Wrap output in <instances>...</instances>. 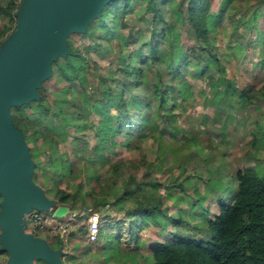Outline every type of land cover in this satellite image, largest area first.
<instances>
[{"label": "trees", "instance_id": "16d2710c", "mask_svg": "<svg viewBox=\"0 0 264 264\" xmlns=\"http://www.w3.org/2000/svg\"><path fill=\"white\" fill-rule=\"evenodd\" d=\"M143 1L147 15L142 18L150 21L148 40L137 48H130L127 54L119 53L116 65L110 63L106 72H102L97 64L85 65L82 60L88 59L81 54L82 48H77L68 38L69 51L52 62V72L48 76H56L62 99L51 100L50 91L42 87L45 79L38 88L37 99L15 106L17 113H11L13 123L32 144L29 150L31 157H35L34 168L42 169L43 181L52 180L56 185L50 192L57 205L87 207L92 212H104L103 218L111 217V206L117 212H124L112 223L119 228L124 217L128 218L127 231L140 254L128 252L123 261L132 264H264V173L257 167L242 165L233 174L237 187L232 201L223 198V191L217 193L218 211L213 216H206L204 211L209 213L204 205L208 198L207 185L201 191L198 180L189 176L187 170L181 173L183 177L164 184L160 176H152L155 166L145 154L136 165V168L148 165L149 171L142 178L133 172L127 173L122 160L114 159L119 147L143 152V131L160 129L158 119L169 127L172 139H177L179 134L186 139V152L208 153L200 137L189 130L194 128L192 123L185 128L181 120L188 119L185 113L189 97H195L196 91L200 93L194 80H202L209 68L213 67L222 79L210 98L211 104L219 105L229 99L233 103L238 93L243 103L264 95V84L258 89L251 83L239 86L214 49L217 45L211 34L224 14L222 7L212 10L218 0H172L178 8L171 12L170 0ZM20 2L0 0V45L16 28V11ZM134 7L132 0H115L112 9L105 10L99 18V28L94 29L90 22L86 30L89 32L91 27L94 43L85 46L86 51L97 49L101 36L108 42L114 37L112 28L103 22L109 14L113 15V28L117 30L126 26V13ZM259 9L256 5L244 21L245 25L264 23V13ZM137 33L143 34L144 31L139 28ZM183 33L187 42H184ZM135 36L131 31L124 38L125 43H134ZM238 42L245 45L255 43V40ZM122 44L118 43L119 52ZM136 53L141 54L140 60L135 58ZM163 66L171 73L168 79L158 68ZM114 70L126 78L116 76ZM91 72L96 76V82L90 87L92 91L87 88ZM147 72H156L159 79H154L150 84L151 91L141 96L135 93V89L147 85ZM75 82L84 93L82 98L77 94ZM175 86L178 95H168V88ZM155 99L158 101L156 108L152 106ZM35 113L47 117L51 125L32 122L29 117ZM84 129L93 131L94 139L92 141V136L86 134H72L69 144L73 151L90 150L84 166L75 168L70 152L61 147L65 146L67 135ZM170 153L173 155L174 151ZM176 157L175 154L173 159ZM132 159L129 157L130 161ZM176 166L181 167V164ZM169 168L161 176L172 170ZM58 176L63 185L55 179ZM211 190L216 189L212 186ZM198 222L207 225L208 233L201 237L191 235ZM150 227H156L159 236L156 239L145 237L144 240L143 236ZM101 231L102 226L99 231L102 236ZM120 237L121 231L116 237L118 243ZM1 244L0 240V257L8 253Z\"/></svg>", "mask_w": 264, "mask_h": 264}, {"label": "rangeland", "instance_id": "374dc122", "mask_svg": "<svg viewBox=\"0 0 264 264\" xmlns=\"http://www.w3.org/2000/svg\"><path fill=\"white\" fill-rule=\"evenodd\" d=\"M132 2L135 3V7L132 9H128L129 11L126 13V26H120L119 29L116 30L113 28V15L109 14L105 18V21L103 22L112 28L114 37L110 42H108L102 36L101 38H98L100 46L97 49H88V51H86V49L84 48L85 46L94 43V40L91 36V27L89 29V32L88 30L80 33L73 32L68 36L69 40L72 41L74 45L77 46V48H82L80 51L81 54L83 56H86V58L88 59V61L82 60L85 65L89 63H91V65L97 64L99 70H101L102 72H106L110 63L116 65L119 53L127 54L130 48H137L144 41L148 40L150 34V31L148 30L150 21H145L143 19L147 15L146 6L143 3L144 1L132 0ZM113 3H115V0H111L110 2L105 4L102 8L101 14L96 17L93 22L90 23V26H92L94 29L99 28V18L102 17V13H104L105 10L112 9ZM256 5H258V7L260 8L259 10L263 11L264 13V0H223L222 3L220 2V0H218L213 4L212 7V10L214 11L222 7L224 12L223 16L220 18L219 23L216 24V31L211 34L214 40V44L216 43L217 45L214 49L219 55L221 61L226 64L227 69L230 70L231 76L236 79V82L238 80L241 86H243L245 83L251 82H255L253 83L254 85H259L261 84V79L264 76V62L257 66L252 65V62L254 60H264V23L258 26L253 24L245 25L244 23V21L249 17L252 10L256 8ZM175 8H178L177 4H173L172 0H170L169 12L173 11ZM139 28L143 29V34L137 33ZM131 31L136 35V41L132 44L125 43L126 40L124 38L127 37ZM183 39L184 42H187L188 40L185 33H183ZM248 39L255 40V43H246ZM239 40L246 44H240L238 42ZM119 42L123 43L121 45V52L117 50ZM144 51H146L145 47ZM135 58L137 60H140L142 58L141 54L136 53ZM158 68L161 70L165 79H168V77H170L171 73L167 71L164 66ZM189 68L190 66H188V69ZM190 69H192V65ZM114 71V74L116 76H119L122 79L126 78V76L121 74L120 71ZM147 74L149 73L147 72ZM89 77V85L87 87L88 89H90V87L94 85V82H96V76L94 73H89ZM145 77L148 81L147 85L135 89V93L141 96H143L145 92L151 91L152 87L150 86V84L154 81V79L156 81L159 79V76L158 74H156V72L150 73ZM220 81L222 82V79L218 76L216 70L213 67L209 68L208 72L203 76L202 80H194L196 84L195 86L199 89L198 91L200 93L196 91L195 97H189V101L186 104L187 112L185 113L186 116H188V119L181 120V123L185 128H188L189 122L192 123V126H194V128H192V130H189L200 137V140H202L203 143L207 146L208 153L199 154L195 151H193L192 153L186 152V139L182 137L181 134L178 135L177 139H172L169 135V127H167L161 119H158L157 121L161 126L160 129L153 132L151 129L143 131V139L141 145L144 153L140 149L136 148L127 151L124 148L119 147L117 154L114 155V159L119 158L120 160H122L124 166H126L125 170L127 173L133 172L138 178H142L149 171L148 165L143 164L138 168H136V165H138V160L142 157V154H145L149 162H151L155 166V168H153L151 172L152 176H160V180L164 184L171 182V180L176 179L179 176L183 177L181 173L183 172V170H187L189 176H193L194 180H198L201 191H203L205 185H207L206 192L210 199H207L205 201L208 205L205 203L204 205L207 206V209H209V213L207 212L208 210L204 212L205 214H210L212 216L218 211L219 205L217 197L215 201H212L213 199H211V196L213 194L215 195L216 191L218 194L223 191V198L232 201L235 196L237 187V181L234 179V177H230V173L233 170H230V168H228V165L231 163L233 143L232 125L230 122L231 119H229L228 117V113L231 114L232 112V101L230 99L228 101L223 100L219 105H216L213 102L211 104L210 101V98L216 92V86L220 85ZM74 84L77 94L79 93L78 95L82 98V96L84 95L82 89L79 87L77 82H75ZM44 86L50 91L49 97L51 98V100L54 101L62 99L63 95L61 94L59 96L60 87L59 83H57L56 76L48 79L46 78V80L43 82L42 87ZM177 88V86L168 88V95H178ZM90 91H92V89H90ZM127 93L129 94V92ZM206 96L208 97V99H206ZM139 99L142 100V98ZM145 104L146 101H144V105ZM156 105L158 106V101L155 99V102L152 104V106L156 108ZM146 111L147 110H145V113H147ZM11 113H17L15 106L11 108ZM146 116H148V113L146 114ZM29 119H31L32 122H43L44 125H51L52 123H50L47 117H43L42 114L39 113L32 114ZM228 121L230 123H228ZM223 122H227V124L224 125ZM73 133H77L78 135L86 134L87 137L92 136V141L94 139V135L93 131L87 129L77 132H71L69 135H67L66 144L61 148L70 152L73 160L72 163L76 168L79 166H84V159L87 154H89L90 150L87 149L80 153H77L78 151H73L74 149L69 144ZM26 143L28 144V146H32L31 143L29 144L27 141ZM79 145H81V143H79ZM92 145L93 144L91 143V146ZM170 151H174L173 155L170 153ZM175 154L177 155V157L174 159H176L178 162L173 159V156ZM129 157L133 158L132 161L129 160ZM31 158L33 159V161L35 160V157H33V155ZM42 159H44V157H42ZM43 161L45 162V160ZM178 163L181 164V167L175 166L178 165ZM169 167L172 170H168L165 175L161 176L164 173V170ZM50 172L51 170L48 171V173ZM59 172L60 171L56 172V176ZM41 174V168H34L31 179L42 186V189L46 194H48V196L53 197V193L50 192V189L53 191L56 185L53 184L54 182L52 180L43 181L45 180V177L41 176ZM55 179L58 180L60 185L64 184V182L62 183V180L59 178V176ZM118 180L120 181V177L118 178ZM207 180L211 181L206 184L205 181ZM187 185L190 186L191 184ZM212 186L216 190L212 191ZM1 199L2 195L0 194V200ZM111 200H113V198H111ZM111 209L114 210V220H117L119 217H122L124 215V212H117L114 208ZM124 218L125 219L122 221L119 228L116 227V224L114 225L108 220L101 223L102 239L105 242V246H107L105 248V256H113L114 258H116L113 253H118L119 248L117 247V240L112 236L113 232H115L116 236L118 235V232L121 231V248H123L124 250L127 249L129 252L135 251V241L130 238V235L127 231L129 221L127 217ZM197 224L198 226L193 229L194 233L191 235L201 237L204 236L205 233H208L207 225L205 222H198ZM80 227L76 228V235L87 233L86 223L81 225ZM24 230H28V227H26ZM156 230H158L156 227H150V229L145 233V236L149 237L150 239H156L159 236H157ZM30 233L34 236L40 237L42 234V230L34 229L30 231ZM46 237L47 239H49L46 240V243L49 244L51 235H47ZM51 245L54 246L55 244L53 243ZM79 246L81 245L79 244L78 247ZM95 247H97V245ZM126 256L127 255H125L124 257ZM0 259L2 261L1 264H8L9 254H3ZM41 259L42 258H36L33 259L32 262H34V264H43Z\"/></svg>", "mask_w": 264, "mask_h": 264}, {"label": "water", "instance_id": "95a60500", "mask_svg": "<svg viewBox=\"0 0 264 264\" xmlns=\"http://www.w3.org/2000/svg\"><path fill=\"white\" fill-rule=\"evenodd\" d=\"M110 1L22 0L16 28L0 45V240L9 254L8 264H31L36 258L63 264L60 248L24 230L26 215L33 208H54L56 217L76 215L31 179L34 161L13 123L11 107L39 97L38 88L51 74L52 62L69 51L68 36L84 32Z\"/></svg>", "mask_w": 264, "mask_h": 264}, {"label": "crops", "instance_id": "0c3cea01", "mask_svg": "<svg viewBox=\"0 0 264 264\" xmlns=\"http://www.w3.org/2000/svg\"><path fill=\"white\" fill-rule=\"evenodd\" d=\"M258 62L261 61L254 60L252 62V65H260L261 63ZM253 83L255 82H251V84ZM260 83L262 85L264 84V76L261 79ZM261 84L253 85L258 89L262 86ZM238 85L241 86L239 82ZM231 109V114L228 113V117L229 119H231L230 122L232 125L233 136L231 163L228 165V168H230V170H233L230 173V177L232 178L233 174L237 170L242 168V165L255 166L264 173V95H257L256 97L249 99L248 101L245 100L243 103L240 94L238 93L236 95L235 101H233L232 103ZM230 122L228 121V123ZM223 124L225 125L227 124V122H223ZM216 194L217 192H215V195L213 194L211 196V199H213L212 201H215ZM49 197L53 198L51 196ZM207 199L210 198L208 197ZM205 204H207V202H205ZM111 208L113 207H110V209ZM71 210L76 211V215L75 217H73L74 224H72V226L68 228L65 237L61 236L59 233L54 234L50 233L49 231H42V234L40 236L46 241L49 240L46 236L51 235L49 245L52 248L61 249L60 256L63 264H132L130 261H123L126 260L127 256H124L127 255L129 251L127 249L124 250L123 248H121L122 236L120 237V241L118 243V239L116 238L118 235L115 236V232L112 233V236L117 240V247L119 248L117 254L113 253L116 258H114L113 256H105V248L107 246H105V242L102 239L100 232L95 241H90L88 238V217L92 212L91 209L71 208ZM112 211L114 213V210ZM103 213L104 212H101V223L107 220L109 222H112L114 220L113 213L111 214V217L108 218H103ZM206 216L208 215L206 214ZM85 223L87 225V233L79 235L77 234V236L75 233L76 228H79ZM26 227H28V230H26L27 232L35 229L30 223H27ZM145 237L146 236H143V239ZM53 243L55 244L54 246L51 245ZM79 244L81 246L78 247ZM96 245L97 247H95ZM135 252H138L137 256H139L140 251L136 250V246L135 251L129 253L133 254ZM41 260L43 264H48L46 260ZM31 264H34V262H32Z\"/></svg>", "mask_w": 264, "mask_h": 264}, {"label": "built area", "instance_id": "2783aa9c", "mask_svg": "<svg viewBox=\"0 0 264 264\" xmlns=\"http://www.w3.org/2000/svg\"><path fill=\"white\" fill-rule=\"evenodd\" d=\"M53 212L54 208H51L49 211L33 208L26 215L27 223H30L35 229L59 233L61 236L65 237L68 228L74 224L73 217L75 216L66 215L65 217H56ZM100 222L101 214L97 211L91 212L88 217V238L90 241H95L97 239Z\"/></svg>", "mask_w": 264, "mask_h": 264}, {"label": "flooded vegetation", "instance_id": "af4514ba", "mask_svg": "<svg viewBox=\"0 0 264 264\" xmlns=\"http://www.w3.org/2000/svg\"><path fill=\"white\" fill-rule=\"evenodd\" d=\"M28 222V221H27Z\"/></svg>", "mask_w": 264, "mask_h": 264}]
</instances>
